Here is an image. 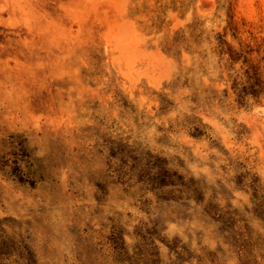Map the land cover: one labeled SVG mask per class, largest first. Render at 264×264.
<instances>
[{
	"label": "rangeland",
	"instance_id": "obj_1",
	"mask_svg": "<svg viewBox=\"0 0 264 264\" xmlns=\"http://www.w3.org/2000/svg\"><path fill=\"white\" fill-rule=\"evenodd\" d=\"M0 264H264V0H0Z\"/></svg>",
	"mask_w": 264,
	"mask_h": 264
}]
</instances>
